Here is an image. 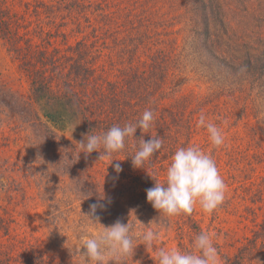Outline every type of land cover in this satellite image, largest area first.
<instances>
[{
    "label": "rangeland",
    "instance_id": "rangeland-1",
    "mask_svg": "<svg viewBox=\"0 0 264 264\" xmlns=\"http://www.w3.org/2000/svg\"><path fill=\"white\" fill-rule=\"evenodd\" d=\"M220 1L230 9L228 13L225 9L226 48L240 57L250 50L244 45L264 51V0ZM177 15L171 13L169 31L182 27ZM43 25L46 27L45 22ZM29 26L36 27L31 22ZM185 33L173 35L182 52L183 64L177 72L181 93L194 101L190 115L194 123L203 114L206 123L215 124L224 134L223 145L217 147L206 127L199 126L190 146H198L216 159L225 179L231 173L243 181L242 188L233 187L228 194L232 198L225 199L214 212L195 205L196 218L218 250L217 264H224L225 257L233 258L240 248L249 247L260 221L247 207L254 202L250 192L264 186V116L260 115L264 93L238 76L231 80L225 76L217 79L215 72L203 74V61L184 45ZM69 42H74L72 36ZM58 45L62 50L64 42L58 40ZM212 71L217 70L214 67ZM232 87L239 92L236 101L230 102L226 88ZM230 111L235 116H229ZM45 124L48 122L34 101L16 53L0 39V264H85L79 255L84 252L80 237L95 236L102 231L101 226H111L118 218L129 222L134 250L127 256L108 258L105 264H158L160 248L194 251L188 232L179 227L175 217L153 207L145 215L129 208V197L138 190L134 177L151 174L150 170L134 167L121 155L98 159L86 154L78 144L81 138L59 130L49 138ZM231 159L236 161L234 171L229 170ZM116 163L122 168L119 174L114 171ZM121 201L128 205H114ZM96 202L105 204V209L97 210L101 226L84 216ZM257 213L260 217L261 211ZM148 231L158 234L151 247L143 240ZM247 262L264 264V251L254 250Z\"/></svg>",
    "mask_w": 264,
    "mask_h": 264
},
{
    "label": "trees",
    "instance_id": "trees-1",
    "mask_svg": "<svg viewBox=\"0 0 264 264\" xmlns=\"http://www.w3.org/2000/svg\"><path fill=\"white\" fill-rule=\"evenodd\" d=\"M225 6L220 0H0V39L16 53L34 101L48 122L49 138L59 130L83 140L89 133L101 134L114 125L135 123L145 110L153 112L152 127L147 132L137 129L123 150L108 156L103 148L92 152L98 159L121 155L132 164L141 138L146 142L157 136L163 140L162 148L143 165V170L152 173L134 177L138 190L129 197V208L145 215L152 208L147 190L155 181H166L175 151L195 142L199 131L190 116L194 101L181 93L177 79L183 62L173 35L187 32L182 38L184 45L203 61V74L215 72L217 79L225 76L231 80L238 76L264 93V51L244 45L250 50L240 57L226 48L225 9L227 13L230 9ZM172 12L181 17L178 25L182 27L175 32L169 31ZM30 22L36 27L31 28ZM58 40L64 42L62 50ZM214 67L217 71H212ZM226 89L230 102L236 101V87ZM249 107L247 103L246 115ZM260 115L264 116V110ZM229 116L235 113L230 111ZM231 161L229 170L234 171L236 161ZM218 169L229 200L231 189L242 188L243 181L231 173L227 180ZM250 193H254V202L247 209L260 221L249 247L240 248L233 258L225 257L224 264H249L254 250L264 251V186ZM114 205L128 204L121 201ZM171 217L186 229L192 243L204 233L195 206L191 215Z\"/></svg>",
    "mask_w": 264,
    "mask_h": 264
},
{
    "label": "clouds",
    "instance_id": "clouds-1",
    "mask_svg": "<svg viewBox=\"0 0 264 264\" xmlns=\"http://www.w3.org/2000/svg\"><path fill=\"white\" fill-rule=\"evenodd\" d=\"M154 114L145 110L142 117L135 123H127L123 127L114 125L101 134H87L78 144L86 154L98 152L103 148V154L108 156L123 150L127 139H133L137 129L147 132L153 125ZM197 126H205L213 145L219 147L224 143V134L213 123H206L201 114ZM139 148L135 151L132 164L136 168H143L163 145L161 138L152 137L147 142L141 138ZM101 158V157H100ZM117 161V160H113ZM112 161V162H113ZM114 171L122 172L119 163L114 164ZM227 185L220 175L215 160L198 146L178 148L172 156V162L166 171V181H155L154 187L146 192L147 201L158 212L171 217L180 214L191 215L198 203L207 213L217 210L225 201ZM101 198V200H103ZM105 209V204L96 202L89 205V213L84 214L93 223H99L97 210ZM101 226V225H100ZM102 227V231L95 236L82 235L85 264H105L108 258L127 256L134 250V241L130 235L129 222L125 224L117 219L111 226ZM158 234L148 231L143 235L146 246L151 247ZM192 247L194 251L185 252L179 249L170 251L160 248L157 251L158 264H217L218 250L210 235L200 233L195 237ZM80 248L77 249L79 252Z\"/></svg>",
    "mask_w": 264,
    "mask_h": 264
}]
</instances>
